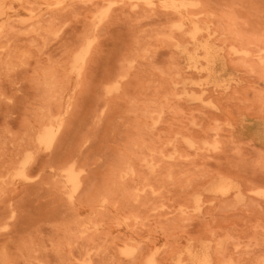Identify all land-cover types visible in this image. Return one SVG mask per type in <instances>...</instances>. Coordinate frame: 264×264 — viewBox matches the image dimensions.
<instances>
[{
    "label": "rangeland",
    "instance_id": "obj_1",
    "mask_svg": "<svg viewBox=\"0 0 264 264\" xmlns=\"http://www.w3.org/2000/svg\"><path fill=\"white\" fill-rule=\"evenodd\" d=\"M262 157L264 0H0V264H264Z\"/></svg>",
    "mask_w": 264,
    "mask_h": 264
},
{
    "label": "snow or ice",
    "instance_id": "obj_2",
    "mask_svg": "<svg viewBox=\"0 0 264 264\" xmlns=\"http://www.w3.org/2000/svg\"><path fill=\"white\" fill-rule=\"evenodd\" d=\"M85 70H86V69H85V67H83V66L80 68L81 76H80V79H79L78 82H77V87H78V88L84 86V83H83V80H84L83 74H84ZM260 166H261L262 168H264V157H262L261 160H260ZM159 210H160L159 208L156 209V211H159ZM145 223H147V221H145Z\"/></svg>",
    "mask_w": 264,
    "mask_h": 264
},
{
    "label": "bare ground",
    "instance_id": "obj_3",
    "mask_svg": "<svg viewBox=\"0 0 264 264\" xmlns=\"http://www.w3.org/2000/svg\"><path fill=\"white\" fill-rule=\"evenodd\" d=\"M150 1V0H149ZM148 2V1H147ZM145 3V2H144ZM150 3V2H149ZM57 4H59V3H57ZM184 4V3H183ZM195 5V4H194ZM165 6H166V4H165ZM44 7V6H43ZM188 7V6H187ZM191 7V6H190ZM193 7V6H192ZM52 8V7H51ZM167 8V7H166ZM176 8V7H175ZM184 8V7H183ZM108 9V8H107ZM171 9V8H170ZM177 10V9H176ZM196 25V24H195ZM193 29V28H192ZM195 31V30H194ZM197 32V31H196ZM198 33V32H197ZM194 34L196 35V33L194 32ZM193 35V34H192ZM194 36V35H193ZM193 40V39H192ZM88 44V43H87ZM188 45V44H187ZM83 55V54H82ZM78 60H79V58H78ZM197 67V66H196ZM113 89V88H112ZM203 95V94H202ZM211 106V105H210ZM208 107H209V104H208ZM57 131V130H56ZM51 132V131H50ZM46 138H47V136H46ZM73 174V173H72ZM17 175H19V174H17ZM68 179H72V177H69ZM71 181V180H70ZM73 181H74V178H73ZM224 183V182H223ZM226 184V183H225ZM226 186V185H225ZM125 247V246H124ZM122 250H124V249H122ZM128 256V255H127ZM207 257V256H206ZM203 260V259H202ZM205 261V260H204ZM205 263V262H204Z\"/></svg>",
    "mask_w": 264,
    "mask_h": 264
}]
</instances>
